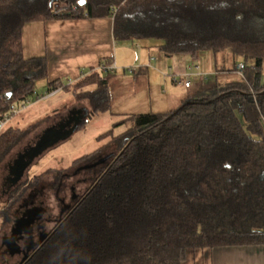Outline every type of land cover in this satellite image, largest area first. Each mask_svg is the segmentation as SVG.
<instances>
[{"label":"trees","instance_id":"trees-1","mask_svg":"<svg viewBox=\"0 0 264 264\" xmlns=\"http://www.w3.org/2000/svg\"><path fill=\"white\" fill-rule=\"evenodd\" d=\"M107 16L118 41L157 40L167 56L194 60L231 53L242 58L245 78H199L177 109L125 115L69 169L51 167L13 186L0 208L4 224L36 186L58 188L63 177L98 171L19 264H182L191 249L264 244V0H0V117L48 75L46 57L24 56L27 23ZM113 76L88 75L70 88L75 100H87L94 114L111 111ZM73 115L51 126L71 118V128ZM36 124L0 133V165Z\"/></svg>","mask_w":264,"mask_h":264},{"label":"crops","instance_id":"crops-1","mask_svg":"<svg viewBox=\"0 0 264 264\" xmlns=\"http://www.w3.org/2000/svg\"><path fill=\"white\" fill-rule=\"evenodd\" d=\"M22 38L25 58L46 57L48 61L47 77L36 83V87L44 90L41 93L35 91L29 98L33 103L68 91L88 75L99 71L102 63L115 62L122 68L138 67L133 72L118 70L110 79V112L119 117L147 112L166 113L180 107L191 87H185L176 79L182 78L193 65H198L200 71L209 73V76L217 74L221 79H239L235 73L225 74L222 68L236 69L243 61L231 53L210 51L202 52L195 60L185 54L167 56L161 48L162 42L157 40L118 41L111 16L29 22L23 27ZM197 80L199 77H194L193 83ZM55 81L61 85L50 90L49 85ZM54 91L57 92L53 96L43 98ZM82 115L86 116L85 113ZM50 124L44 130L56 126ZM3 179L0 195L5 198L7 178ZM182 264H264V244L191 249Z\"/></svg>","mask_w":264,"mask_h":264},{"label":"rangeland","instance_id":"rangeland-1","mask_svg":"<svg viewBox=\"0 0 264 264\" xmlns=\"http://www.w3.org/2000/svg\"><path fill=\"white\" fill-rule=\"evenodd\" d=\"M158 52V49H157ZM204 55V53H203ZM202 55V56H203ZM233 60V58H232ZM263 78H264V66H263ZM95 86H90L85 89H93ZM44 89H40L37 85L36 93ZM78 90L77 92H79ZM186 92V91H184ZM76 95L73 90H68L50 99L35 102L31 106L20 110L16 115L13 116L8 126L19 127L25 129L26 127L36 124L40 125L35 130L30 132L25 139L18 144L9 156L6 158L4 163L0 165V191L3 189V178L7 175V167L13 162L20 152L29 149L34 146L39 140L38 135L45 127L52 125L54 121L60 122L61 118L66 119L69 111L73 110L76 113L75 120L85 117L82 113L87 115V123L80 128H77L67 139L61 141L57 145L51 147L47 152L36 159V162L31 166L28 172L25 174L24 179L31 180L36 175H40L48 169H69L73 161L83 154L90 153L99 148L106 139H100V136L113 128L114 124L117 123L121 117L111 114V112L94 114L90 112V107L87 100L83 102H77L75 100ZM57 116H54L56 115ZM62 116V117H61ZM70 116V115H69ZM243 125L247 127V122L240 117ZM56 119V120H55ZM129 125H123L115 129V133L119 134L125 131ZM264 129V125H263ZM46 130H44L45 132ZM98 171H83L78 174L77 177L67 178L63 177L61 182L53 186L48 184L35 188L34 196L37 195L35 206L42 210L41 219L46 225V232H49L55 225L58 218L61 215L64 204H73V196H81L94 182L95 175ZM50 178V177H49ZM48 178V179H49ZM7 187V183L5 184ZM41 202V203H38ZM5 206V198L0 195V208ZM16 208L18 206H15ZM15 212V211H14ZM17 212V211H16ZM18 215H14V218ZM13 219L10 222L4 224L3 219L0 218V251L3 250L4 255L0 253V264H19L23 258L21 253L11 255L7 252L6 246L2 244V240L5 236L11 237L12 235V224ZM38 238V237H37ZM16 245H20L17 243ZM5 247V249H3ZM6 252V253H5ZM2 256H6L2 258ZM2 259V260H1ZM7 259V260H6Z\"/></svg>","mask_w":264,"mask_h":264},{"label":"flooded vegetation","instance_id":"flooded-vegetation-1","mask_svg":"<svg viewBox=\"0 0 264 264\" xmlns=\"http://www.w3.org/2000/svg\"><path fill=\"white\" fill-rule=\"evenodd\" d=\"M74 114L75 115H73V117H76L75 111H74ZM72 119H75V118H72ZM68 120H71V118H69ZM61 125L62 124H60V126ZM45 134H46V132H45ZM41 136H40V138H41ZM31 148L32 147H30L29 149H26L23 152H20L17 155V157L13 160V162L7 167L8 172H7V175L5 176V178H7V187L4 189V193L10 191V189L13 188V186L24 181L25 174L22 177V179L17 183H16V178H17V174L19 172V169L21 167H23L27 163V161H30V158L32 156V149ZM49 149L50 148L45 150L41 155H43ZM39 157H37V158H39ZM31 165L25 170V173L27 172L28 169L31 168ZM32 197H33V199L29 198L26 202L23 203V205H22L23 208L21 210V214L15 218H13L14 221L12 224V228H11L12 232L11 233H13V230L15 229V227L17 225L19 226L20 230L22 229V232L18 234V239L16 241L20 245H16L17 243L13 242L11 239L9 240L8 238H6L7 236L4 237V238H6L5 244L3 243V239H2V244L4 246H6L8 253H10L11 255L21 253L23 255V259L36 246L37 242L41 241L47 235L46 225L44 226L42 219H41L43 209H40L37 206H35L36 199H34V198L36 196H32ZM78 198L79 197L73 196V201L77 200ZM38 203H41V202H38ZM72 206H73V204H71V203L70 204L65 203L63 206V210L61 212V215L58 218V220L61 219L62 217H64L65 214H67L71 210ZM19 211H20V209L17 212H19ZM33 216H35L33 219V222L31 223V225H29L30 219L32 221ZM3 249H5V247Z\"/></svg>","mask_w":264,"mask_h":264},{"label":"built area","instance_id":"built-area-1","mask_svg":"<svg viewBox=\"0 0 264 264\" xmlns=\"http://www.w3.org/2000/svg\"><path fill=\"white\" fill-rule=\"evenodd\" d=\"M244 68L245 65L243 63H240L237 65L234 73L237 75L238 78H245L244 74ZM125 70V71H135L138 69V67L131 66V67H119L115 62L112 63H102L99 66V71H101L104 74L108 73H116L118 70ZM209 76V73H205L200 71V67L198 65H193L189 68V70L182 75V78H177L176 80L179 81L180 84H183L185 87H192L194 85L193 83V78L194 77H199V78H204L207 79ZM57 91L48 93L47 95H43V98H49L53 96ZM42 98V97H41ZM33 104L31 99H27L23 102L19 103H14L10 106V110L8 113H6L3 117H0V133L8 126L10 123L11 119L13 118L14 115H16L20 110L27 108Z\"/></svg>","mask_w":264,"mask_h":264},{"label":"water","instance_id":"water-1","mask_svg":"<svg viewBox=\"0 0 264 264\" xmlns=\"http://www.w3.org/2000/svg\"><path fill=\"white\" fill-rule=\"evenodd\" d=\"M84 1V0H83ZM11 95V93H10ZM70 121L63 123L59 127H52L46 130V134L41 136V138L37 141V143L32 146V156L30 158V161H27V163L19 169V172L17 174L16 183L19 182L22 177L25 174V170L34 162V160L39 157L45 150L48 148H51L61 141L67 139L77 128L78 120L75 122V125L71 128H68L70 125ZM16 174V173H15ZM35 216L32 217V221L30 219L29 225L33 222ZM22 232V229L20 230L19 226L17 225L15 229L13 230V233L11 237H7L9 240L11 239L13 242L17 243L18 234ZM28 255H26L27 257Z\"/></svg>","mask_w":264,"mask_h":264}]
</instances>
